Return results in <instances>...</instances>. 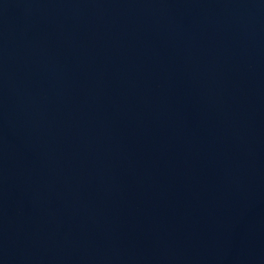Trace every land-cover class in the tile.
Wrapping results in <instances>:
<instances>
[{"label": "water", "instance_id": "obj_1", "mask_svg": "<svg viewBox=\"0 0 264 264\" xmlns=\"http://www.w3.org/2000/svg\"><path fill=\"white\" fill-rule=\"evenodd\" d=\"M0 264H264V0H0Z\"/></svg>", "mask_w": 264, "mask_h": 264}]
</instances>
